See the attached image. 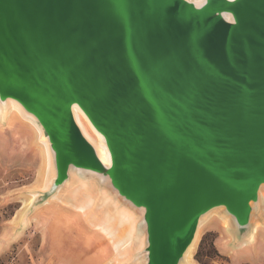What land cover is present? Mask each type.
Returning <instances> with one entry per match:
<instances>
[{
	"label": "water",
	"instance_id": "water-1",
	"mask_svg": "<svg viewBox=\"0 0 264 264\" xmlns=\"http://www.w3.org/2000/svg\"><path fill=\"white\" fill-rule=\"evenodd\" d=\"M9 101L49 149L32 205L76 182L132 217L141 264H184L214 212L244 241L264 208V0H0Z\"/></svg>",
	"mask_w": 264,
	"mask_h": 264
},
{
	"label": "rangeland",
	"instance_id": "rangeland-1",
	"mask_svg": "<svg viewBox=\"0 0 264 264\" xmlns=\"http://www.w3.org/2000/svg\"><path fill=\"white\" fill-rule=\"evenodd\" d=\"M8 112L0 118V264H141L131 241L122 253L115 252V242L99 225L108 209L76 182L41 205L29 203L32 195L43 193L47 167L43 178L41 143L32 124ZM87 197L93 200L90 206ZM255 224L253 240L240 242L221 215L211 213L184 264H264V208ZM116 232L126 237L127 226Z\"/></svg>",
	"mask_w": 264,
	"mask_h": 264
},
{
	"label": "bare ground",
	"instance_id": "bare-ground-1",
	"mask_svg": "<svg viewBox=\"0 0 264 264\" xmlns=\"http://www.w3.org/2000/svg\"><path fill=\"white\" fill-rule=\"evenodd\" d=\"M3 107L7 109L6 111H9L8 114L12 113V116H14V114H16L20 117V119H23L26 122L31 123L33 130L36 132L35 138L38 137V134H39L38 140L37 139L36 140H37V143H41L38 145V148L40 150V154H41V158H42L43 178H44V174H45V169L47 167L46 186L44 189H41V190L42 191L46 190L48 188L49 182H50V180L48 179V173H49L48 171L50 169L51 159H50V155H49L48 145L43 138L41 130L39 129V127H37V125H35L33 123L34 121L28 115H26L21 110V108L13 101H9L6 106H2L0 104V118L1 119H2ZM73 114H74V118L76 120V123L80 127L83 135L86 137V139L90 143L93 144V146L97 150V153H98L101 161L104 164L108 165V163H109L108 154H107V151L105 149V146H104V143H103L101 136L93 129V127L90 125V123L88 122L86 117L83 115V113L77 107H73ZM35 132H34V134H35ZM32 196L30 197L29 203L31 202L32 199H33L32 200V202H33L35 197H36V195H32ZM92 201L93 200L90 197L86 198L87 205H89V206L92 205ZM83 207L84 208L81 209L82 212H83V209L86 210V206H83ZM103 217L105 218V222H103V224L101 221L99 222L100 229H101L100 231L106 236L107 239H110L111 242L112 241L115 242V244H113V248H114L115 252L117 254L122 253L127 247H129L130 232H131L132 226L129 229V231L126 232L127 235L125 234L126 237H124V238H122V236L117 235L116 231H118V228H121L122 225H124V224L126 225L125 222L131 221L132 217L129 216V214H127L125 212H123L121 214V216H118V218L116 217L115 219L112 218L108 213H106ZM116 219H118V220H116ZM224 224H225L226 228L229 229L228 228V222L226 220H224ZM257 229H258V226H256V224H255L253 227L252 233L246 238L247 242H251L253 240L255 232ZM196 241H197V234L195 236V239H194L192 245L189 247L186 254L184 255V258L186 261L188 260L190 254H191V252H192V250L196 244ZM124 255H126V251H125Z\"/></svg>",
	"mask_w": 264,
	"mask_h": 264
},
{
	"label": "trees",
	"instance_id": "trees-1",
	"mask_svg": "<svg viewBox=\"0 0 264 264\" xmlns=\"http://www.w3.org/2000/svg\"><path fill=\"white\" fill-rule=\"evenodd\" d=\"M198 256V253L196 254V257Z\"/></svg>",
	"mask_w": 264,
	"mask_h": 264
}]
</instances>
